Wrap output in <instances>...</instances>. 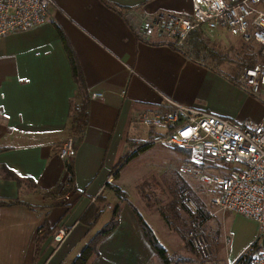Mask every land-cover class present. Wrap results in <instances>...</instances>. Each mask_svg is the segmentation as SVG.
<instances>
[{
    "label": "crops",
    "instance_id": "obj_1",
    "mask_svg": "<svg viewBox=\"0 0 264 264\" xmlns=\"http://www.w3.org/2000/svg\"><path fill=\"white\" fill-rule=\"evenodd\" d=\"M109 1L121 11L101 0H54L40 25L0 36V199L21 200L0 204V264H33L34 240L45 217L66 226L67 233L59 242L55 231L50 234L36 264H72L93 234L79 220L91 202L104 204L102 214L118 204L119 222L85 264H148L154 249L132 207L119 204L113 189L103 191L135 145L132 121L145 108H165L164 95L234 120L261 117L263 103L242 86L240 73L149 42L164 38L151 19L161 11L189 15L191 0ZM56 25L75 52L89 95L83 138L70 160V184L59 149L70 134L76 140L69 100L77 83ZM233 75L237 82L228 78ZM8 169L22 178L19 183L6 175ZM256 232L257 226L240 254L254 245ZM240 254L228 262L241 264Z\"/></svg>",
    "mask_w": 264,
    "mask_h": 264
},
{
    "label": "built area",
    "instance_id": "obj_2",
    "mask_svg": "<svg viewBox=\"0 0 264 264\" xmlns=\"http://www.w3.org/2000/svg\"><path fill=\"white\" fill-rule=\"evenodd\" d=\"M53 4L54 0H0V36L40 25ZM191 7L189 15L157 13L151 19L152 28L176 45L196 27L206 32L221 30L244 42L257 43L259 58L242 67L239 79L262 101L261 117L234 120L164 95L165 108H145L132 121L137 126L133 149L160 142L190 150L177 170L200 185L205 202L202 211L188 188L180 186V202L192 224L193 246L201 257L207 256L211 247L201 222L221 211L240 213L255 221L258 234L245 264H264V0H191ZM99 94L92 92L91 96ZM74 142L70 134L59 149L67 175V165L75 154ZM196 214L201 218L191 220ZM66 233V226H58L53 240L61 241Z\"/></svg>",
    "mask_w": 264,
    "mask_h": 264
},
{
    "label": "rangeland",
    "instance_id": "obj_3",
    "mask_svg": "<svg viewBox=\"0 0 264 264\" xmlns=\"http://www.w3.org/2000/svg\"><path fill=\"white\" fill-rule=\"evenodd\" d=\"M202 33L207 45L217 54L215 58L206 55L205 63L231 75L241 72L239 63L247 60L242 57L245 52L256 53L259 48L255 42H244L221 30ZM255 58L257 60L259 54ZM185 159L184 153L176 148L160 142L151 143L132 154L124 161V167L110 178V181L122 187L127 199H122L113 191L112 195L119 198V204L130 201L137 207L174 259L186 257L185 260L177 259L176 264H227L246 248L256 229L255 222L248 216L231 211H221L203 220L200 227L211 250L207 256L201 257L189 242L192 224L179 196L181 180L187 181L198 196L201 194L198 183L177 170ZM103 191L107 193L108 188L105 187ZM111 200L109 196L108 203ZM110 213L111 208L106 207L104 214L92 226L93 233L108 221ZM64 250L59 249L56 257ZM148 264L162 263L154 254Z\"/></svg>",
    "mask_w": 264,
    "mask_h": 264
},
{
    "label": "trees",
    "instance_id": "obj_4",
    "mask_svg": "<svg viewBox=\"0 0 264 264\" xmlns=\"http://www.w3.org/2000/svg\"><path fill=\"white\" fill-rule=\"evenodd\" d=\"M101 1L107 6L117 11H121L119 5L114 4L109 0H101ZM56 27L63 41V45L71 66L73 78L77 83L76 93L69 100V115L72 121L71 128L76 136L74 147L77 148L83 138V130L88 120L89 95L87 92V86L84 80V76L79 61L75 55V52L71 47L70 43L67 41L63 31L57 25ZM202 34H203L202 30L199 27H196L189 31L187 38L180 45H176L173 39H169V38H162L159 40H149V42L167 43L171 47L176 48L178 51H180L181 53H183L184 55L188 56L193 60H204L206 55H209L211 57L217 56V54L213 50H211V48L207 45ZM258 54H260L259 48L256 53L245 52L242 57H244V59L247 60L241 61L239 63V68L241 69L244 65H250L254 63L256 61L255 56ZM228 78L234 82H237L236 75L228 76ZM147 146H149V144L139 145L136 149L132 148V151L129 153L130 155L128 156V158L132 154L136 153L138 150L143 149ZM176 149L184 153L185 156L190 155V150L186 148H176ZM67 167L69 169L70 174L67 175L66 181L70 184L72 183L73 170L71 164H68ZM6 175H9L12 178H14L17 181V183H19L22 179L21 177L18 176V174H16V172L10 169L7 170ZM179 186H186L188 188L190 195L197 200L199 208L202 211L205 210V202L202 196L200 194L198 196V193H196V191L192 189L191 185L187 181L181 180ZM105 187L107 188L109 187L110 189H113L120 197H122V199L124 200L127 199L126 192L119 185H116L115 183L107 182ZM14 202H21V200L15 198L0 199V204H11ZM128 203L132 207L134 213L136 214L140 222V225L142 227V230L144 232V235L146 236L147 240L153 247L154 254L160 259L162 264H176L177 259L178 260L186 259V257L183 256H179L178 258L174 259L168 253L166 247L160 242L159 238L157 237L156 233L153 231L152 227L144 220L143 216L140 214L137 207L130 201H128ZM26 204L28 206H33L30 203H26ZM103 209H104V204L99 205L98 202H91L84 210V212L81 214L79 220L85 223L86 225H88L89 227H92L99 219L100 215L103 212ZM198 218L199 219L201 218L200 214L191 216V220ZM118 222H119V205L117 204L113 209L108 221L105 224H103L101 228H99L92 234V236L87 240L86 244L84 245L80 253L75 256L74 260L72 261V264H85L92 254L97 255L99 243L107 234H109L117 226ZM56 227L57 224L56 223L53 225L50 224L49 220L46 217L42 219V221L40 222L38 227L40 231L37 232V235L34 240V253L32 260L33 264H36V261L39 258L41 245L47 239V237L55 231ZM189 242L193 246L192 241L189 240ZM251 247L238 256V258L236 259L237 263L241 262V264H245L247 257L250 255L252 249Z\"/></svg>",
    "mask_w": 264,
    "mask_h": 264
}]
</instances>
